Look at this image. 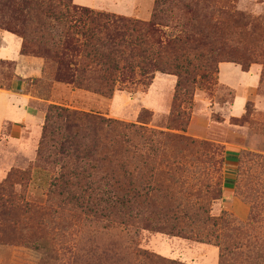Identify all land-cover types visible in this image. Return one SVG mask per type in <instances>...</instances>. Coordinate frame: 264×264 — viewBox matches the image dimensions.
I'll return each instance as SVG.
<instances>
[{"label": "rangeland", "instance_id": "1", "mask_svg": "<svg viewBox=\"0 0 264 264\" xmlns=\"http://www.w3.org/2000/svg\"><path fill=\"white\" fill-rule=\"evenodd\" d=\"M33 1L37 2L33 6L35 16L25 24H15L16 34L0 28V41L11 51L19 41V55L37 65L34 69L23 65L20 70L14 60L0 61V88L23 89L20 94L28 100V106L42 116L41 123L32 124L33 131L20 126L27 134L13 141L9 137L18 138V131L10 135V126L22 118V113L12 105L10 99L14 98L0 96V264H146L137 252L183 264H220L222 252L227 264H251L256 252L264 255L262 66L252 64L245 73L238 64H225L213 78L200 80L198 76L195 83L187 82L184 88L189 94L181 93L176 102L177 76L158 72L152 78L119 75L113 91L105 94L106 90L95 86L71 84L68 75L81 65L80 55L68 54L66 60L75 65L55 75L57 65L47 58L54 51L52 41L63 39L66 33L74 41L81 38L75 30L66 31L74 22L59 18L64 14L63 0ZM5 2L0 0V9ZM70 3L77 10L153 24L155 0ZM33 7L28 13L35 12ZM225 8L226 12L256 20L258 25L250 31L231 21L215 45H237V53L238 44L264 48V0H228L225 4L182 0L176 8L168 9L173 14L164 21L165 26L157 23L154 28L164 45L181 34L178 23L216 22V12ZM240 26L245 29L242 33ZM236 56L232 58L240 61ZM30 69L38 76L25 77ZM90 75L97 77L98 72ZM17 103L22 108V102ZM59 109L175 137H133L134 189L138 193L146 187L152 198L145 212L148 222L138 224L137 229L118 227L115 221L87 218L74 207L71 198L91 194L100 200L105 191L101 176L91 186L89 181H80L84 163L77 159L80 153L70 148L73 140V144L87 146V138L91 140L99 126L87 130L74 125L69 114ZM8 195H14L15 204L21 199L19 204L27 206L1 207ZM135 207L134 215L144 209L142 205ZM171 217L178 223H172ZM172 225L174 231L183 229L182 234H170Z\"/></svg>", "mask_w": 264, "mask_h": 264}, {"label": "trees", "instance_id": "2", "mask_svg": "<svg viewBox=\"0 0 264 264\" xmlns=\"http://www.w3.org/2000/svg\"><path fill=\"white\" fill-rule=\"evenodd\" d=\"M181 1L155 0L152 24L115 15L94 13L87 9L77 10L70 6L71 0H63L64 14L59 18L64 17L65 20L74 22V25L69 24L66 31H77V35H75L80 36L81 40L74 41L66 33L62 37L63 39L57 37V42L52 41L54 51L47 58L57 65L55 75L65 70L66 66L71 69L75 65V63H71V60H66L67 55L71 54L80 55L79 58L82 59L80 60L81 65H77L73 73L68 75L71 84L95 86L101 91L106 90L105 94L113 91L119 75L129 73L138 77L152 78L153 73L158 72L177 76L174 96L176 102L181 93L189 94V89L184 88L187 82L195 83L198 76L200 80H205L207 77L213 78L215 74L219 73V64L222 63L238 64L241 66V71L245 73L249 71L250 65L260 64L262 71L259 76V86H264V48L257 44H254L252 48L238 44L240 53H237V45L230 47L215 45V42L224 35L225 27L231 21H238L249 27L251 31L258 25L256 20L233 12H226L227 8H225L224 11L216 12L218 16L216 22H211L210 19L208 22L203 21V24L191 20L187 25L178 23L177 27L181 34L168 40L164 45L161 43L159 32L154 28V25L158 23L165 26L164 21L170 20L173 14V11H168V9L170 6L176 8L177 3L180 5ZM220 1H224L225 4L228 0H212V2ZM35 5L37 2L33 0H6L3 10L0 9V28L16 34L14 25L21 24V21L22 24H25L29 17H34L36 11L33 6ZM32 7L35 12L30 14L28 12ZM220 17H223L222 21ZM59 18L54 17L57 22H59ZM238 30L242 33L245 29L240 26ZM245 35L250 36V34ZM22 51H24V45H22ZM257 51L260 52L257 53ZM234 55H237L236 59L240 57V61L234 60L232 58ZM85 63L87 64L83 65ZM91 71L98 72V76L92 77L90 74L93 72ZM175 108L179 109L176 106ZM59 110L67 112L74 120V125H82L87 130L98 126L101 128L98 127V130L94 131L96 135L92 136V141L87 138V141L90 142L87 146L73 144V140L70 148L74 152L80 153L77 159L84 163L81 169V182L89 181L91 186L94 184L95 178L102 177L101 180L105 188L103 197L100 200H95L91 194H88L87 198L82 196L71 198L74 207L81 210L87 218L115 221L118 227L137 229L139 228L138 224L148 222L149 219L145 212H147L146 209L152 198H150L151 193L146 191V187L141 188L138 193L134 189L132 160L135 146L133 137L141 136V139L145 138V140L148 134L156 136L155 139L166 137L165 139L175 140V137H169L162 132L155 135L145 127L134 124L118 123L83 113ZM79 176L77 174L76 178ZM65 184L68 186L69 182L65 181ZM109 188H112V192ZM106 196L110 197L104 199ZM13 198L14 195H8L1 207L21 209L27 206L19 204L21 199L15 204ZM137 200H142V203H138ZM135 205L144 207L143 211L136 215L134 212L138 208ZM250 218L252 219V216ZM170 220L172 223H178V219L175 217H171ZM202 224H204V220ZM171 228L170 234L179 236L183 232V229L174 231L173 225ZM226 249L229 250L228 247ZM137 253L138 257L146 264H183L174 260H161L147 252ZM225 256L221 252L220 264H227ZM251 264H264V255L256 252Z\"/></svg>", "mask_w": 264, "mask_h": 264}, {"label": "crops", "instance_id": "3", "mask_svg": "<svg viewBox=\"0 0 264 264\" xmlns=\"http://www.w3.org/2000/svg\"><path fill=\"white\" fill-rule=\"evenodd\" d=\"M91 8H93V6ZM18 42L19 41H17V43H16V47H15L14 51H11L10 48L7 46V44H3L2 40L0 41V43H2L1 45H3L2 51H0V55H2V57L0 58V61L14 60L17 62V67L20 70L24 69V67L22 68L23 65L32 66V69H34V65H36V64H34V61H32L28 58H25L24 56L19 55L20 43H18ZM225 64H229V63L220 64L219 65V71H220V67L225 65ZM32 69H30V72H28V73L25 72V74H24V71H21V74H24L25 77L38 76V72H36ZM22 91H23V89H18V91H14L13 89L7 90L5 88H0V96H8V97L10 96V98H14L15 100L10 99L12 102V105L17 106L20 109V113H22V115H21L22 118H19V120L16 121L14 125L10 126V135H12L11 131H13V130H16V132L18 131L17 132L18 138H15V136L9 137L13 141H20L21 137H23V135L27 134V133H25L26 130L23 128H20V126L26 125L27 131H31V130L33 131V128H34L33 125L35 124V122L38 121L39 123H41V121H42V116L38 112L35 113L28 106V100L24 98L25 96L20 94V93H23ZM18 100L22 102V105H20V106H22V108H20L18 106V103H17ZM0 136H1V130H0Z\"/></svg>", "mask_w": 264, "mask_h": 264}]
</instances>
